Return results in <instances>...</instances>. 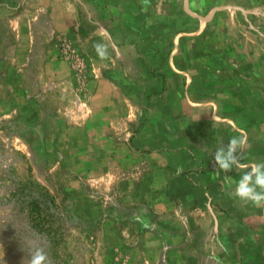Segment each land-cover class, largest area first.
<instances>
[{"label":"rangeland","instance_id":"374dc122","mask_svg":"<svg viewBox=\"0 0 264 264\" xmlns=\"http://www.w3.org/2000/svg\"><path fill=\"white\" fill-rule=\"evenodd\" d=\"M150 3L0 0V264H264V207L223 208L193 102L244 105L240 163H264V0Z\"/></svg>","mask_w":264,"mask_h":264},{"label":"crops","instance_id":"0c3cea01","mask_svg":"<svg viewBox=\"0 0 264 264\" xmlns=\"http://www.w3.org/2000/svg\"><path fill=\"white\" fill-rule=\"evenodd\" d=\"M166 0H151V6H162V10L167 9V5H165ZM117 51H119V48H116ZM92 56L93 66L94 68H97L99 71H101L104 66H106L107 60H100L97 57V54L95 51H91L90 55ZM165 70H168L169 67L167 65H162ZM168 78L171 76L169 72H167ZM221 75H218L217 78H219ZM200 79H203L202 76H199ZM201 85H205L204 82L200 83ZM194 108L199 110L200 113V119L204 123L206 121V118L210 119L209 126L206 130H202V136H201V149L204 150V147L210 148V152L212 153V156L215 152V148L219 146L220 144H227L229 139L233 136L240 137L241 134H244L245 136V125L241 126L238 124L239 120L237 119H245V106L242 105L240 108L236 107L234 105V102L232 99L229 98V96L226 95H216L212 98H202L199 97L195 99L194 101ZM241 110V111H240ZM235 111L241 112V114L235 115ZM241 115V116H240ZM214 151V152H212ZM207 152V150H206ZM209 154V153H208ZM245 152L240 156L239 153H237L238 156H240V159H245ZM191 156V155H190ZM214 160V158H213ZM242 163H245V160L242 161ZM215 164V163H214ZM217 165L215 164L212 172V176H215L214 179H220L224 176L229 175V172H221V177H217L215 175L217 170ZM213 178V177H212ZM194 181H208L210 180L207 173L201 172L198 177H194ZM231 198L229 195L225 196V200L223 199L221 201V204L225 210H231L230 202ZM226 207V208H225ZM229 208V209H227Z\"/></svg>","mask_w":264,"mask_h":264},{"label":"clouds","instance_id":"9594fccd","mask_svg":"<svg viewBox=\"0 0 264 264\" xmlns=\"http://www.w3.org/2000/svg\"><path fill=\"white\" fill-rule=\"evenodd\" d=\"M93 48L100 60L109 59L107 43L97 42ZM247 146L246 136H233L226 145L217 146L213 154L214 162L218 166L215 175L221 177V172L227 173L235 168H243V174L238 180L234 181L231 177H223L225 184L232 189L228 193L229 196L234 197L245 206L251 204L254 207H264V163L253 162L242 166L241 155H237V153L242 154ZM233 185L234 187H232ZM45 259L43 253L36 252L32 257L31 264H44Z\"/></svg>","mask_w":264,"mask_h":264},{"label":"trees","instance_id":"16d2710c","mask_svg":"<svg viewBox=\"0 0 264 264\" xmlns=\"http://www.w3.org/2000/svg\"><path fill=\"white\" fill-rule=\"evenodd\" d=\"M16 198L25 201L26 212L29 215L32 227L37 231L50 234L51 224L49 223L50 221L48 210L50 205H52L53 203H51L50 201L51 197L49 196V194L45 191L39 194H32V192L30 191L29 194L26 195V199H21V197L17 196Z\"/></svg>","mask_w":264,"mask_h":264}]
</instances>
